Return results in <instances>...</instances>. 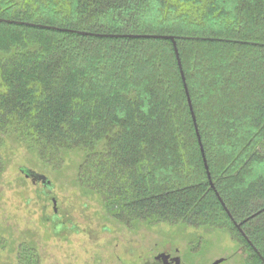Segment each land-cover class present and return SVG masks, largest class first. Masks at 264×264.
I'll use <instances>...</instances> for the list:
<instances>
[{
	"label": "trees",
	"instance_id": "16d2710c",
	"mask_svg": "<svg viewBox=\"0 0 264 264\" xmlns=\"http://www.w3.org/2000/svg\"><path fill=\"white\" fill-rule=\"evenodd\" d=\"M127 35L178 38L201 143L173 41ZM12 139L54 170L81 153L78 186L126 226L222 229L264 264V0H0V175Z\"/></svg>",
	"mask_w": 264,
	"mask_h": 264
},
{
	"label": "rangeland",
	"instance_id": "374dc122",
	"mask_svg": "<svg viewBox=\"0 0 264 264\" xmlns=\"http://www.w3.org/2000/svg\"><path fill=\"white\" fill-rule=\"evenodd\" d=\"M250 94L248 91L250 98L256 95ZM237 113L232 110L230 115L240 127L243 112L239 117ZM1 153L5 169L0 175V236L7 246L0 253V264H17L22 244L36 249L41 264H142L146 259L156 261L171 248L179 250L187 264H246L247 252L225 230L142 222L126 226L111 217L99 196L85 193L78 186L81 153L65 155L60 170L46 166L36 153L13 139L6 140ZM22 170L43 174L54 185L64 231L50 229L45 218L54 211L50 208L44 213L35 194L40 185L25 177ZM197 253L204 254L205 259Z\"/></svg>",
	"mask_w": 264,
	"mask_h": 264
},
{
	"label": "water",
	"instance_id": "95a60500",
	"mask_svg": "<svg viewBox=\"0 0 264 264\" xmlns=\"http://www.w3.org/2000/svg\"><path fill=\"white\" fill-rule=\"evenodd\" d=\"M83 34H87V33H83ZM89 34V33H88ZM128 37L130 38H166V39H169L171 41H173L174 43V46H175V51H176V55H177V58H178V61H179V65L181 67V71H182V76H183V80L184 82L186 81L185 80V76H184V71L182 69V63H181V60H180V56H179V51H178V47H177V37H173V36H152V35H127ZM185 88H186V92H187V95H188V100H189V104H190V108L192 110V115H193V119H194V123H195V126H196V129H197V133H198V137H199V140H200V143H201V137H200V133H199V128H198V125H197V119H196V116H195V113L193 111V107H192V101H191V98H190V95H189V90H188V86L185 82ZM201 147H202V151H203V155H204V159H205V164H206V168L207 170H209V167H208V164H207V161H206V158H205V152H204V147L203 145L201 144ZM211 183H212V180H211ZM213 185V184H212ZM220 201L222 202V205L225 207L227 213L231 216L230 212L227 210L226 206H225V203L223 202V200L220 198ZM235 225L240 229V231L243 233V230L241 229V225L242 224H237L235 223ZM245 236V234H243ZM250 245H252L254 251L260 256V258L263 260L264 262V258L260 255L259 251L257 250V248L255 246H253V244L251 242H249Z\"/></svg>",
	"mask_w": 264,
	"mask_h": 264
},
{
	"label": "flooded vegetation",
	"instance_id": "af4514ba",
	"mask_svg": "<svg viewBox=\"0 0 264 264\" xmlns=\"http://www.w3.org/2000/svg\"><path fill=\"white\" fill-rule=\"evenodd\" d=\"M33 179L35 181H37V183L38 182L42 183V184H48L49 183L47 181L46 182L42 181L43 180L42 177L41 178L40 177H33ZM53 217H55V216H53ZM200 246H202L203 249L205 248V247H203V245H200ZM199 249H201V248H199ZM199 255H201V254L197 253V256H199ZM206 256L209 258L211 257L210 254H206ZM157 257L158 258H156V261H154V262L146 259L145 261L142 262V264H187L185 262V260H183L182 253L179 250H177L176 248H171L170 251H166L165 256H163V257L162 256H157ZM200 258H202V260H204L205 255L202 254ZM201 262H203L202 264L206 263V261H201ZM132 264H136V263L133 262Z\"/></svg>",
	"mask_w": 264,
	"mask_h": 264
}]
</instances>
